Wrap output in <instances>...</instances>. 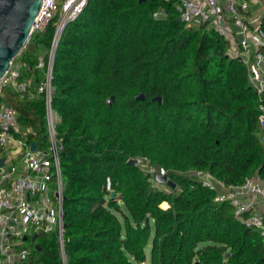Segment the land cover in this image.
<instances>
[{"label":"trees","instance_id":"trees-1","mask_svg":"<svg viewBox=\"0 0 264 264\" xmlns=\"http://www.w3.org/2000/svg\"><path fill=\"white\" fill-rule=\"evenodd\" d=\"M178 18L171 0H87L62 31L51 107L59 117L66 264H264V239L191 174L208 172L225 186L256 174L264 180L258 97L217 33ZM52 22L15 57L20 79H41L35 67L50 47ZM260 27L264 33V15ZM141 92L145 99L136 100ZM4 101L30 129L29 143L46 148L43 99H21L8 87ZM139 157L174 187L162 189L128 163ZM37 244L34 264H61L54 234H39Z\"/></svg>","mask_w":264,"mask_h":264},{"label":"built area","instance_id":"built-area-1","mask_svg":"<svg viewBox=\"0 0 264 264\" xmlns=\"http://www.w3.org/2000/svg\"><path fill=\"white\" fill-rule=\"evenodd\" d=\"M168 2L170 0H164ZM179 18L193 28L217 33L225 42L226 56L240 60L258 97L259 141L264 146V38L258 32L261 15L250 13L248 0H171ZM87 0H43L32 32H43L52 22L54 33L49 49L37 58L41 70L37 82L20 79L12 64L0 80V264H28L39 234H54L61 264H66L63 239V179L59 165L61 139L55 125L58 115L51 107L52 65L65 26L83 11ZM163 10L153 14L161 18ZM12 89L21 99L42 98L45 106L47 148L30 150V129L19 126L18 113L4 101V90ZM202 185L216 190L215 201H228L234 217L264 239V180L257 174L239 186H225L208 172L194 173ZM36 234V239H30ZM25 238V239H24ZM28 242V243H27Z\"/></svg>","mask_w":264,"mask_h":264},{"label":"water","instance_id":"water-1","mask_svg":"<svg viewBox=\"0 0 264 264\" xmlns=\"http://www.w3.org/2000/svg\"><path fill=\"white\" fill-rule=\"evenodd\" d=\"M43 0H0V80L9 71L15 57L25 47L31 33L34 21L38 15ZM178 21H181L178 18ZM260 35L264 38L262 28L258 29ZM136 100H144V93H139ZM114 98L111 96L107 103L112 104ZM152 101L161 103V97L156 96ZM30 150H36L35 142L30 143ZM4 158L0 159V166L3 164ZM129 164L137 165L136 159L128 160ZM154 180L160 185H169L174 187L167 179L166 174H154ZM110 196H114V192H110ZM25 239V238H24ZM36 239L33 234L31 241ZM34 248L39 249V245L35 244Z\"/></svg>","mask_w":264,"mask_h":264},{"label":"rangeland","instance_id":"rangeland-1","mask_svg":"<svg viewBox=\"0 0 264 264\" xmlns=\"http://www.w3.org/2000/svg\"><path fill=\"white\" fill-rule=\"evenodd\" d=\"M56 1V4L58 5V7H60V4H61V2L63 1V0H55ZM13 65H14V67L16 66V68L18 69V70H20V72H23V69H24V66H23V64L20 62V61H18V60H16L14 63H13ZM40 72H41V74H42V71L40 70ZM30 134V133H29ZM47 148V147H46ZM46 148H43V149H46ZM133 159H136L137 160V165L144 171V172H146V173H148V174H150V175H154V174H160V175H162V174H165V172L160 168V167H158V166H152V165H149V163L144 159V158H133ZM192 175L194 174V173H191ZM158 185V184H157ZM159 187H161L162 189H164V190H166V188H165V185H158ZM161 207L162 208H166L167 207V204H165V203H163L162 205H161ZM227 211L228 212H231L232 211V209L229 207V208H227ZM46 235H50V234H46ZM38 240V238L36 239V241ZM28 243V242H27ZM35 249H33L32 250V252H31V256H30V258H29V262H28V264H34V262H35V259H36V253H35V251H34ZM144 264H148V260H146V262L144 263Z\"/></svg>","mask_w":264,"mask_h":264},{"label":"crops","instance_id":"crops-1","mask_svg":"<svg viewBox=\"0 0 264 264\" xmlns=\"http://www.w3.org/2000/svg\"><path fill=\"white\" fill-rule=\"evenodd\" d=\"M241 1V0H237ZM249 4V12L253 15H264V0H248Z\"/></svg>","mask_w":264,"mask_h":264}]
</instances>
